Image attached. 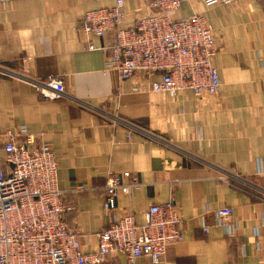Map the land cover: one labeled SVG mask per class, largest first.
I'll use <instances>...</instances> for the list:
<instances>
[{
  "label": "crops",
  "instance_id": "crops-1",
  "mask_svg": "<svg viewBox=\"0 0 264 264\" xmlns=\"http://www.w3.org/2000/svg\"><path fill=\"white\" fill-rule=\"evenodd\" d=\"M148 1L125 0L124 27ZM112 5L0 0V167L8 169V132L23 128L28 147H52L64 222L84 253L96 251V235L109 225L102 208L107 173L128 171L140 186L117 200L118 216L132 211L144 225L150 205L178 206L183 240L159 264H264V0L180 5L178 18L203 14L216 38L219 94L202 100L153 93L141 78L121 79L106 67L112 36L87 40L81 26L86 12ZM52 77L64 81L59 101L43 99L34 85ZM79 186L84 190L75 192ZM224 207L232 215L219 226L216 211ZM114 260L125 264L124 255Z\"/></svg>",
  "mask_w": 264,
  "mask_h": 264
},
{
  "label": "built area",
  "instance_id": "built-area-1",
  "mask_svg": "<svg viewBox=\"0 0 264 264\" xmlns=\"http://www.w3.org/2000/svg\"><path fill=\"white\" fill-rule=\"evenodd\" d=\"M112 1L110 7L86 12L81 26L87 40L112 36L104 49L106 67L121 79L141 78L153 93L190 92L201 100L219 94L221 79L211 60L217 45L213 29L203 14L186 19L176 16L188 0H149L128 28L123 26L125 0ZM239 1L200 0L204 8ZM34 85L45 100L64 97L62 77ZM25 135L23 128L3 135V162L8 169L0 167V264H118L114 260L117 254L125 256V264L145 258L159 264L166 249L183 240L173 200L150 205L144 225L136 223L132 211L118 216L117 200L130 196L140 184L128 171L110 172L102 203L109 225L97 233L96 251L82 252L78 234L64 222L67 208L57 185L59 165L54 150L48 144L28 147L20 139ZM258 171L264 173L260 163ZM83 190L79 186L75 192ZM231 215L230 207L217 210L218 225L224 226Z\"/></svg>",
  "mask_w": 264,
  "mask_h": 264
}]
</instances>
